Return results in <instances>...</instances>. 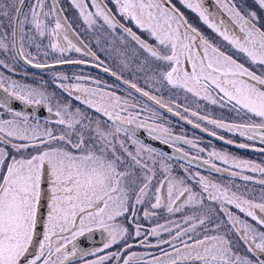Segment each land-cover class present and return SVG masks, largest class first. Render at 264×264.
Here are the masks:
<instances>
[{
  "label": "snow or ice",
  "instance_id": "1",
  "mask_svg": "<svg viewBox=\"0 0 264 264\" xmlns=\"http://www.w3.org/2000/svg\"><path fill=\"white\" fill-rule=\"evenodd\" d=\"M70 3L0 0V264H264V0Z\"/></svg>",
  "mask_w": 264,
  "mask_h": 264
},
{
  "label": "flooded vegetation",
  "instance_id": "2",
  "mask_svg": "<svg viewBox=\"0 0 264 264\" xmlns=\"http://www.w3.org/2000/svg\"><path fill=\"white\" fill-rule=\"evenodd\" d=\"M30 2V0H29ZM250 3V0H249ZM60 6L62 7V9L64 10V14L67 16V18L71 21L74 20L78 14L77 9L70 3V0H60ZM179 6V5H178ZM27 10V9H25ZM75 55H79V54H75ZM72 66H63V68H69ZM29 73V79H28V83L33 84V86H35V80L36 77L37 78H43L44 76H47V74H50L49 76L51 77L52 73L48 72L47 70H36V69H31L29 68L28 70ZM33 73H37L34 77H33ZM98 73V70H97ZM101 75H103L102 73H99ZM49 77V78H50ZM34 78V79H32ZM103 78L108 79V77L104 76ZM187 128L190 129V126H185ZM217 147H219V144L217 145ZM230 151H233L235 154L242 156L243 158H247V159H253L256 162H260L264 157L258 155L257 153L253 152L252 150H236L234 148H230ZM97 242H99V240L97 239Z\"/></svg>",
  "mask_w": 264,
  "mask_h": 264
},
{
  "label": "rangeland",
  "instance_id": "3",
  "mask_svg": "<svg viewBox=\"0 0 264 264\" xmlns=\"http://www.w3.org/2000/svg\"><path fill=\"white\" fill-rule=\"evenodd\" d=\"M186 15H188L190 21H191L195 26L201 28L206 34L211 35V33H210L206 28H204L203 25H201V24L199 23V21L196 19L195 16H193V15L190 14V13H186ZM98 38L101 40V43L104 42L105 37H104L103 35L99 36ZM132 47H133V46L129 45L128 49H121L119 53H118V52H112L111 55L109 56V59H110V60H113V59L118 60V59H119V55L122 54V53H124V52L127 53V55H128L129 58H132L133 56L136 55V53L133 52ZM74 55H75V54H74ZM76 56H78V55H76ZM64 71L69 72V73H72V72H77V71H79V69H77L76 67H69V68H64ZM87 71H91V73H92L93 75L98 74V73H97V70H95V69H86V72H87ZM49 75H50V74H47V76H44L43 78H37V77H36V79L32 78V79L35 80V81H34L35 84H36L35 86H41L42 84H44L45 81H49V79H50V78H49V77H50ZM47 87H48L49 91L52 90L50 85H48ZM173 123H176L175 119H173ZM185 128H186V130H188V135H189L190 137H191L192 135H199L198 132L193 133L189 128H187V127H185ZM180 130H181V129H180L179 127H177L176 131H180ZM262 160H263V158H262Z\"/></svg>",
  "mask_w": 264,
  "mask_h": 264
}]
</instances>
